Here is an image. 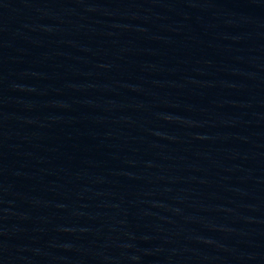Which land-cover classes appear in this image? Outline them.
Returning a JSON list of instances; mask_svg holds the SVG:
<instances>
[{
	"label": "water",
	"instance_id": "1",
	"mask_svg": "<svg viewBox=\"0 0 264 264\" xmlns=\"http://www.w3.org/2000/svg\"><path fill=\"white\" fill-rule=\"evenodd\" d=\"M0 264H264V0H0Z\"/></svg>",
	"mask_w": 264,
	"mask_h": 264
}]
</instances>
